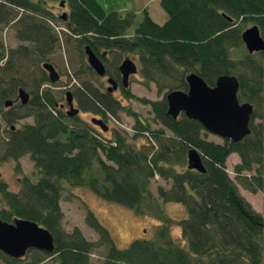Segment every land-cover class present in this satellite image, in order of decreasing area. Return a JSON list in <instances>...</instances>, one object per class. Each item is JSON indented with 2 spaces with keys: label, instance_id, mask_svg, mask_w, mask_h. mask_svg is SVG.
Wrapping results in <instances>:
<instances>
[{
  "label": "trees",
  "instance_id": "trees-1",
  "mask_svg": "<svg viewBox=\"0 0 264 264\" xmlns=\"http://www.w3.org/2000/svg\"><path fill=\"white\" fill-rule=\"evenodd\" d=\"M62 1L67 5V20L60 22L67 30L62 40L76 58L73 74L94 76L84 61L83 45L95 53L110 52L112 70L123 53L136 55L140 80L152 82L161 96L137 97L127 88L122 94L147 105L159 126L123 109L87 81L74 89L75 106L104 123L123 109L133 121L130 131L108 126L102 133L74 117L66 118L47 87L38 91L46 83L42 72L38 80L19 72L29 55L37 60L54 56L60 37L46 21L57 23V16L44 0H0V31L10 27L15 39L26 44L8 51L0 43V122L7 125L0 159L27 155L35 176L33 180L23 176L16 191L0 185V220L32 221L53 238L51 253L30 249L23 258L11 259L0 252L1 264H91L90 257L98 250L102 253L96 264H264V217L226 171V160L233 154L232 172L241 188L264 191V53H247L239 37L241 30L255 24L264 40V0H157L166 16L163 23L142 9L130 33V11L123 15L110 11L104 0ZM189 73L209 87L219 75L235 77L237 101L244 99L252 106L247 134L217 142L206 138L209 132L198 120L183 113L176 118L166 114L165 94L185 92ZM27 84L34 88L27 105L1 108L17 86ZM27 117L31 123L14 126L17 119ZM188 148L200 155L203 173L187 169ZM156 177L168 186L157 184L153 194L150 185ZM79 187L153 218L157 222L153 233L117 248L85 204L83 221L97 238L86 239L76 226L67 231L60 200ZM165 203L179 205L183 217L171 219ZM172 224L179 228L182 243L171 237Z\"/></svg>",
  "mask_w": 264,
  "mask_h": 264
},
{
  "label": "rangeland",
  "instance_id": "rangeland-1",
  "mask_svg": "<svg viewBox=\"0 0 264 264\" xmlns=\"http://www.w3.org/2000/svg\"><path fill=\"white\" fill-rule=\"evenodd\" d=\"M45 5L48 9H50L53 13H57L60 8L58 1L59 0H44ZM103 1V0H102ZM104 6L108 10H114L117 11L120 15H123L124 12L130 11L133 13V21L130 29H128V33L131 32V28H133L141 19L142 16V9H146L148 11V14H150L151 18L158 23H161L163 20L166 19V16L164 12L160 9L158 6L157 0H104L103 1ZM159 12V14H158ZM59 14V12H58ZM163 16V20L160 21V17ZM55 30L51 26V28L56 31V34L60 36V42L59 47L55 50L54 56L49 58L48 56L43 57L48 58L58 69L63 71L66 75V78H64V81L66 80V83L64 85L65 88L73 90L76 86L80 84L81 81H92L95 84H99L102 80V77H96L86 75H78L75 76L73 74V71L76 69V63H75V56L74 54H68L67 49L65 48V45L63 44L62 40V33L59 30L60 28L58 26L62 25L60 22H57L54 24ZM0 43L4 50H11L12 48L23 45V42H19L15 39L13 31L10 27H5L0 31ZM26 45V44H24ZM70 50H73L72 47H70ZM250 54V53H249ZM130 58L137 67V59L136 56L133 54H123ZM72 56V57H71ZM122 56L120 57V59ZM38 65L39 62L37 60V57H34L32 55H29L26 57L23 61V64L20 67L19 72L22 73V75H25L28 77V79H32L33 76L39 77L38 72ZM18 70L17 72L14 71L17 75L19 74ZM141 78L138 75V72L133 77L128 78V84L126 88L130 91V93L137 97H144L146 99H157L161 96V94H158L156 91V88L152 82H148L146 84L143 83V81L140 80ZM26 91L31 89V85L27 84L25 87ZM59 86H50L49 90L56 95L58 98L61 95V98L63 99V91L60 90ZM100 91H103V87L100 88ZM111 96L119 101V103L124 107L123 109L130 108L132 111L136 112L140 118H144L148 121V123L153 127H158L159 125L156 124L152 118L151 113L149 112V108L147 105H143L136 101L133 98L125 99L123 94H121V91H115L111 94ZM240 101H245L244 99H240ZM75 106V104H74ZM1 108H4L2 105ZM119 110L116 113V117H113L111 120L107 121V125L112 127L115 126L117 128L123 129L127 132L130 131V127L132 126V119L129 117L125 110ZM91 113H85L81 114L79 113V117L81 119L87 120V118L91 117ZM31 123V118H25L24 120H20L19 122L13 123L16 127L20 126L19 124L22 123ZM7 131V125H2L0 122V144L2 139L6 136ZM206 138L220 142V137L212 134L207 133ZM5 161L0 164V173L1 178L5 180L6 186L11 191H16L19 187V183L16 181L17 174L14 172V163L12 159H6ZM235 162V156L230 155L226 160V171L230 178L234 180V182L238 185V190L240 194L244 196V198L251 204V206L261 213L264 217V191H257L255 193H250L244 189L241 188V186L237 183V180L234 178L233 172H232V165ZM18 164L20 167V173L24 176H27L28 178H31L33 180L35 178L33 169H32V163L29 160L27 155L21 156L18 159ZM19 174V173H18ZM157 184H160L164 187H167L168 185L165 184L163 181H161L158 178H155L151 181V190L153 194H155V187ZM71 194H63L61 200H60V208L63 213V227L69 231L71 227L76 226L83 236L86 239L89 240H95L97 238L96 234L88 228L84 221H83V214L85 211V205L87 209H89L98 222L108 231L114 245L117 248L125 247L131 240L143 237L148 238L153 233L154 226L157 224L156 220H154L151 217L141 216L137 215L132 209L117 205L114 203H110L104 200L99 199L96 197L95 194L90 192L87 188H74L70 189ZM83 201V202H82ZM85 204V205H84ZM163 209L165 213L171 217V219L176 220L178 219L182 214V209L179 205L174 203H165L163 205ZM184 215V214H183ZM183 217V216H182ZM180 217V218H182ZM172 220V221H173ZM170 235L171 237L179 242L182 243L183 240L180 238V231L179 228L176 227L174 224H172L170 228ZM101 250L95 251L92 253L90 257V263L96 264L100 261L101 256ZM2 261L0 260V264Z\"/></svg>",
  "mask_w": 264,
  "mask_h": 264
},
{
  "label": "water",
  "instance_id": "water-1",
  "mask_svg": "<svg viewBox=\"0 0 264 264\" xmlns=\"http://www.w3.org/2000/svg\"><path fill=\"white\" fill-rule=\"evenodd\" d=\"M62 5V1L59 2ZM60 17H64V14ZM229 20V19H228ZM240 40L247 53H264V40L257 25L252 24L240 32ZM86 63L94 74L102 76L104 67L101 61L93 54L88 46H84ZM42 67L48 71V80L54 82L57 73L50 64L43 63ZM120 82L125 87L128 77L137 72L135 63L124 58L118 65ZM110 84L108 91L115 87V82L107 78ZM187 90L168 91L165 94L166 114L176 118L180 113L186 117L198 120L204 128L220 138L236 141L248 133V120L252 106L247 102H239L235 97L237 82L232 75H219L212 87L207 86L196 74L189 73L185 76ZM18 97L22 103L26 102L27 94L18 90ZM65 101L68 105L67 115L72 116L78 110L73 108L70 92H66ZM9 101L4 103L7 106ZM90 122L98 126L102 131L106 130L101 119L91 118ZM12 129V127L10 128ZM187 169H193L200 173L205 171L198 152L188 148L185 153ZM30 249L44 253L53 251V238L43 227L26 219H13L11 222L0 220V252L11 259L22 258Z\"/></svg>",
  "mask_w": 264,
  "mask_h": 264
},
{
  "label": "flooded vegetation",
  "instance_id": "flooded-vegetation-1",
  "mask_svg": "<svg viewBox=\"0 0 264 264\" xmlns=\"http://www.w3.org/2000/svg\"><path fill=\"white\" fill-rule=\"evenodd\" d=\"M62 1V0H61ZM59 2H60V0L58 1V4H59ZM59 8H60V10L58 11L59 12V14H58V12L55 14V13H53L55 16H57V20H58V22H65L66 20H67V17H66V10H67V5L62 1V5H60L59 4ZM62 13L64 14V17L62 18V17H60L61 15H62ZM49 25H52V27L54 28V30H55V23L56 22H54V21H52L51 19H49L48 21H46ZM61 25H62V27L61 26H58L60 29V31H61V33L62 32H66L67 30H66V27L62 24V23H60ZM130 29V28H129ZM132 29V28H131ZM55 32H57V30L55 31ZM60 37V36H59ZM84 46H87V45H83V47L82 48H84ZM93 52V51H92ZM83 53H84V50H83ZM93 54L101 61V63H102V65H103V67H104V74L102 75V76H98V77H102V80L100 81V86H99V84H95L94 82H92V81H89V83H91L93 86H94V88H96L97 90H99V92H102V93H106V94H112L113 92H115V91H121V94H122V90H124L125 88H126V86L124 87L122 84H121V82H120V73L118 72V65L120 64V62L124 59V58H128L127 56H125V55H122V58L118 61V63H117V65H116V67H115V69H113L112 70V68H109L108 67V63H110V52H108L107 50H104V49H99V50H97V52L95 53V52H93ZM123 54H128V53H123ZM131 54V53H130ZM134 55V54H133ZM134 56H136V55H134ZM84 58L86 59V55H85V53H84ZM130 59V58H129ZM48 60H50V59H48V58H42V59H39L38 60V62H39V65H38V72H39V77H40V72H42L44 75H45V78H46V83L43 81V83L40 85V87L38 88V91L39 90H41V89H43V88H45V87H47L48 89H49V87L50 86H59V87H63V88H59L60 90H62L63 91V99L61 98V95H60V97L58 98L56 95H54L50 90H49V92H51L53 95H54V97H55V107H56V109L58 110V111H60V112H62L64 115H65V117L66 118H76V119H78V120H80V121H82V122H84V123H86V124H88L89 126H91V127H93V128H95L97 131H100V132H102V133H104V132H106L107 130H108V125H107V123H104L103 121V124H105V126H106V130L105 131H102L98 126H96L95 124H93V123H91L90 122V119L91 118H96V119H101V118H99V117H95V116H91V117H89V118H87V120H84V119H81L80 117H79V113H81V114H87L88 112H86V111H83V110H79L76 106H74V104H75V98H74V94H73V92H74V89L76 88V87H78V86H76L73 90H71V89H68V88H65L64 87V85L66 84V83H64V82H66V80L64 81V78H66V75H65V73L63 72V71H61L60 69H58L57 67H56V65H54L51 61H48ZM85 61V63H86V60H84ZM43 63H47V64H50L52 67H53V69L55 70V72L57 73V78L58 79H56L54 82H50L49 80H48V71L47 70H45L43 67H42V64ZM87 64V63H86ZM136 65V64H135ZM89 67V66H88ZM90 68V67H89ZM137 68V67H136ZM91 69V68H90ZM91 71H92V69H91ZM92 73L94 74V72L92 71ZM137 74V72L135 73V74H132V75H130L131 77H133L134 75H136ZM96 77H97V75L96 74H94ZM129 76V77H130ZM39 77H35V79H39ZM128 77V78H129ZM107 78H111L114 82H115V87L112 89L111 88V90L110 91H108L107 89H108V87H110V84H108L107 82H106V80H107ZM26 86V85H25ZM103 87V91H100V88H102ZM19 89H21L24 93H26L27 94V100H26V102H24V103H22L21 101H20V99H19V97H18V90ZM66 92H70V94H71V102H72V106H73V108H76L78 111L74 114V115H72V116H68L67 115V111H68V105L66 104V101H65V97H64V95H65V93ZM33 93H34V88H33V86L31 85V89H29L28 91H26V89L23 87V86H17V88H16V91H15V94H14V96L12 97V98H7V99H5L4 101H3V103H2V105L4 106V103L6 102V101H9V104L7 105V106H4V107H9V106H16V105H20L21 107L22 106H25V105H27V103H28V101L30 100V98L32 97V95H33ZM28 118V117H27ZM30 118V117H29ZM20 120H24V118H22V119H17L16 120V122H19ZM102 120V119H101ZM29 123V122H28ZM22 124H24V123H22ZM20 125V124H19ZM15 126V125H14ZM12 127V129H10ZM10 130H13V126L11 125L10 126ZM22 156H24V155H22ZM21 157V156H20ZM19 157V158H20ZM18 158V159H19ZM18 159H16V160H13V163H14V172L17 174V176H16V181L19 183V181L21 180V178L24 176V175H22L21 173H20V167H19V164H18ZM0 161H5V162H7L8 160H6V159H0ZM2 162H0V164H1ZM19 173V174H18ZM7 185L6 184V182H5V180L4 179H2L1 178V173H0V185ZM25 256V255H24ZM23 256V257H24ZM22 257V258H23ZM20 259V258H19Z\"/></svg>",
  "mask_w": 264,
  "mask_h": 264
},
{
  "label": "crops",
  "instance_id": "crops-1",
  "mask_svg": "<svg viewBox=\"0 0 264 264\" xmlns=\"http://www.w3.org/2000/svg\"><path fill=\"white\" fill-rule=\"evenodd\" d=\"M148 12V11H147ZM158 14H159V12H158ZM149 16H150V14H149ZM151 17V16H150ZM160 19V21H162L163 20V16L162 17H160L159 18ZM164 21V20H163ZM163 21L161 22V23H163ZM156 23H158V22H156ZM161 23H158V24H161ZM233 155V154H232ZM235 161H236V159H235ZM235 163V162H234Z\"/></svg>",
  "mask_w": 264,
  "mask_h": 264
}]
</instances>
